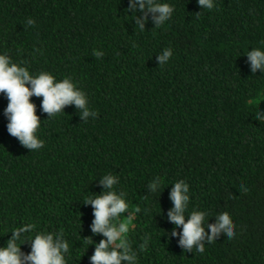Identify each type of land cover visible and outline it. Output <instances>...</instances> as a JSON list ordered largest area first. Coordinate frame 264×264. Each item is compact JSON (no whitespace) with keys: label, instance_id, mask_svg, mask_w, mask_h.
I'll return each instance as SVG.
<instances>
[{"label":"trees","instance_id":"16d2710c","mask_svg":"<svg viewBox=\"0 0 264 264\" xmlns=\"http://www.w3.org/2000/svg\"><path fill=\"white\" fill-rule=\"evenodd\" d=\"M212 2L154 0L173 6L158 26V13L130 0H0V54L30 75L69 77L88 111L69 103L50 117L30 97L44 141L32 150L7 132L0 93V248L32 225L16 233L22 264L35 235L61 231L66 264H91L106 238L91 231L84 200L111 190L139 208L127 233L135 264H264V73L246 62L264 52V0ZM165 48L172 56L161 65ZM105 174L117 177L112 189ZM181 180L185 222L206 213L202 254L184 249L182 226L168 220ZM220 214L233 237L205 244Z\"/></svg>","mask_w":264,"mask_h":264},{"label":"clouds","instance_id":"9594fccd","mask_svg":"<svg viewBox=\"0 0 264 264\" xmlns=\"http://www.w3.org/2000/svg\"><path fill=\"white\" fill-rule=\"evenodd\" d=\"M145 3L148 5L150 12L158 13L155 18L156 24L161 26L169 19L173 12V6L168 3H154V0H130L132 4L139 5L143 9ZM198 4L204 8L211 10L214 7L212 0H198ZM34 21L29 18L28 25H32ZM264 45L258 44L260 48ZM93 54L99 56L93 50ZM172 56L171 48H165L163 55L159 57L161 65L165 60H169ZM246 62L250 71H261L264 73V52L253 50L246 54ZM0 93H4L8 103L5 108L7 117V132L17 138L19 142L29 149L37 150L43 147L44 141L37 138L36 131L39 128L40 121L34 114L35 105L30 102V97H42L41 108L44 113H48L53 117L60 112L63 106L72 103L77 108L83 110V115L87 116L88 111L85 109V98L81 91L74 90V84L69 77L57 80L54 75L47 71L30 75L26 67L17 66L12 63L9 56L0 54ZM255 104V101H253ZM257 104L255 106V109ZM97 115L93 111V116ZM260 121H264V117H260ZM117 177L109 174L102 176L100 183L106 189H112L116 183ZM163 182V181H162ZM161 182V184H162ZM161 185H151L153 191ZM243 191V186H240ZM189 185L184 181H178L173 184L170 192V200L173 208L168 212V220L175 226H182L179 244L186 250H191L196 244L195 252L203 253V246H200L202 236V222L206 213L193 211L189 214L187 222L183 213L188 203ZM124 194H116L114 191H107L95 198L87 197L85 204H90L93 208L94 219L91 224L93 233L101 234L106 239H102L95 246L93 255L90 257L91 264H121V261H128L135 264L136 256L129 254V243L127 233L133 228V213L139 211L134 208L129 211L130 205L123 198ZM125 211L129 212L127 218H122L120 214ZM33 227L27 225L19 229H13L12 239L8 241L7 247L0 248V264H22L21 254L17 246V232H24L27 228ZM235 225L230 222L226 214H220L216 217V223L213 227L207 229L208 237L205 244H212L213 237L218 233H222L225 239L231 240L233 237V229ZM61 233L56 234L54 240L53 234H37L32 239L31 252L24 256V260L31 264H66L63 253L68 251L69 245L61 239ZM176 235L175 231L172 233ZM90 242V240H86ZM114 247H111L113 246ZM122 249V251H117Z\"/></svg>","mask_w":264,"mask_h":264},{"label":"rangeland","instance_id":"374dc122","mask_svg":"<svg viewBox=\"0 0 264 264\" xmlns=\"http://www.w3.org/2000/svg\"><path fill=\"white\" fill-rule=\"evenodd\" d=\"M262 100L264 101V95H263V97H262Z\"/></svg>","mask_w":264,"mask_h":264}]
</instances>
